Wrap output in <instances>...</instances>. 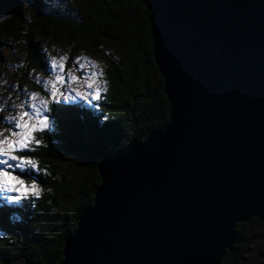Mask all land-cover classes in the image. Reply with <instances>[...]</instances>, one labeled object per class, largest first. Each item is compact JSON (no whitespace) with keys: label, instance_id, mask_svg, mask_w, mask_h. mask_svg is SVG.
Wrapping results in <instances>:
<instances>
[{"label":"water","instance_id":"water-1","mask_svg":"<svg viewBox=\"0 0 264 264\" xmlns=\"http://www.w3.org/2000/svg\"><path fill=\"white\" fill-rule=\"evenodd\" d=\"M139 1L169 118L101 159L60 264H220L237 225L264 223V8ZM16 12L1 4L0 24Z\"/></svg>","mask_w":264,"mask_h":264},{"label":"trees","instance_id":"trees-1","mask_svg":"<svg viewBox=\"0 0 264 264\" xmlns=\"http://www.w3.org/2000/svg\"><path fill=\"white\" fill-rule=\"evenodd\" d=\"M82 1L85 16L72 19L56 15L45 0H0V5L17 4L15 16L0 24V61L6 40L21 31L28 48L25 61L38 71L45 68L39 42L63 39L71 55L82 50L99 54L104 44L114 49L104 56L105 87L95 108L82 102L50 104L58 109L47 112L50 128L36 135L40 146L32 144L27 152L39 170L15 172L26 185L35 180L41 195L13 202L0 193V264H60L66 238L93 204L101 159L144 141L169 118L149 12L139 0ZM245 1L264 8V0ZM245 227L263 230L264 223L252 218L237 225L238 243L220 264L241 261Z\"/></svg>","mask_w":264,"mask_h":264},{"label":"rangeland","instance_id":"rangeland-1","mask_svg":"<svg viewBox=\"0 0 264 264\" xmlns=\"http://www.w3.org/2000/svg\"><path fill=\"white\" fill-rule=\"evenodd\" d=\"M46 3L52 7L56 15L66 16L68 18L84 17L83 1L82 0H45ZM14 32V31H13ZM21 34H14L9 36L6 40L5 48L2 52V60L0 61V120L4 117L15 116L17 112L27 110L32 111L30 108H18L16 105L37 103V101H29L28 96L31 93H36L39 99H49V91L51 81L54 80L57 74L63 75L64 80L59 85L63 95L67 96V101L63 100L61 96H57L60 103L69 104L75 102H82L89 107L95 108L98 100H92L91 94L99 91L100 95L103 93L105 83L103 82L104 71V56L114 54V49L107 45H101L99 54H89L85 51H79L71 55V46L63 39H56V41L39 42L38 47L45 55V68L43 70H35L25 61L27 58V45L25 44V37ZM37 42V39H34ZM49 43V44H47ZM72 57L70 59L69 57ZM61 57H65L61 61ZM57 61V67H52L51 61ZM70 59V60H69ZM72 61V62H71ZM63 62L65 65L64 71L61 73L59 63ZM43 81H48V89L45 90L44 83H36V78ZM72 77H75L73 80ZM92 84L89 88L88 85ZM18 86V87H17ZM26 89L27 91H21ZM77 93L88 96L87 99L80 98ZM47 116V112L42 113ZM49 119V118H48ZM51 122L49 119V128ZM9 128L7 120L0 122V132L3 135H9L6 129ZM48 128V129H49ZM46 129V130H48ZM45 130V131H46ZM39 132L34 133V136ZM2 138V137H0ZM19 154V153H17ZM0 167H5L0 165ZM15 174L16 171L12 170ZM39 188V187H38ZM41 195V189L39 188ZM3 195H19L18 193L0 192ZM39 195V196H40ZM241 242L243 249V257L238 264H264V229L260 228H246L242 231ZM237 242L234 244L236 245ZM233 245V247H234Z\"/></svg>","mask_w":264,"mask_h":264},{"label":"snow or ice","instance_id":"snow-or-ice-1","mask_svg":"<svg viewBox=\"0 0 264 264\" xmlns=\"http://www.w3.org/2000/svg\"><path fill=\"white\" fill-rule=\"evenodd\" d=\"M61 61L66 58L61 57ZM52 67H57V61L53 59L51 61ZM59 69L62 73L65 69L63 62L59 63ZM74 80L75 77H72ZM63 75L57 74L54 80L51 81L50 91L48 89V81H41L39 77L36 78V83H44L45 90L49 91V99H39L36 93H31L28 96L29 101H37V103H27L16 105L18 108H30L31 112L24 110L16 113L15 116L4 117L3 120H7L9 128L6 131L9 135H3L0 132V192L18 193L19 195L9 196V201H19L26 199L29 196L39 197L40 192L35 180L29 185H26L24 179L19 174H14L13 169L19 170L20 173H24L26 168L33 170H39L36 161L27 155V152L33 151L32 144L40 146L41 140L34 136L36 132H43L49 128V119L44 116L43 112L54 111L58 109L50 108V104H60V100H57V96H61L63 100L67 101L68 97L63 95L59 85L63 82ZM18 87V86H17ZM89 88L92 84L88 85ZM26 92V89H20ZM82 99H87L88 96L77 93ZM100 96L99 91L91 94L92 100H98ZM0 120V122H3ZM19 153V154H17Z\"/></svg>","mask_w":264,"mask_h":264}]
</instances>
